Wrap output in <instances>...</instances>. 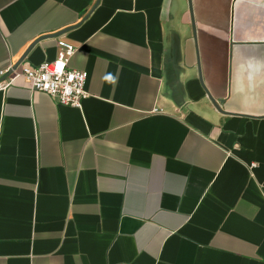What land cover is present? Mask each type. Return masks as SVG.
<instances>
[{
	"label": "crops",
	"instance_id": "1",
	"mask_svg": "<svg viewBox=\"0 0 264 264\" xmlns=\"http://www.w3.org/2000/svg\"><path fill=\"white\" fill-rule=\"evenodd\" d=\"M192 11L0 0V71L82 22L16 68L88 72L81 107L0 88V264H264V0Z\"/></svg>",
	"mask_w": 264,
	"mask_h": 264
},
{
	"label": "built area",
	"instance_id": "2",
	"mask_svg": "<svg viewBox=\"0 0 264 264\" xmlns=\"http://www.w3.org/2000/svg\"><path fill=\"white\" fill-rule=\"evenodd\" d=\"M77 49L78 47L65 40H58L59 53L55 60L36 67L24 66L21 69L11 65L0 71L1 77L9 78V83L1 82L0 88L14 83L17 78H24L33 92L47 93L63 105L81 107L87 97L88 72L69 67V61Z\"/></svg>",
	"mask_w": 264,
	"mask_h": 264
},
{
	"label": "water",
	"instance_id": "3",
	"mask_svg": "<svg viewBox=\"0 0 264 264\" xmlns=\"http://www.w3.org/2000/svg\"><path fill=\"white\" fill-rule=\"evenodd\" d=\"M98 4H96L92 10L83 18L82 22L95 10L96 6ZM189 9H190V12H191V16H192V26H193V30H194V34H195V25H194V19H193V11H192V0H189ZM82 22H80L79 24L75 25V26H71V27H68V28H65L64 30H61L59 32H56L54 34H47V35H43V36H40L39 38H37L34 42H32V44L28 47V49L25 51V53L21 56L20 60L18 61V63L16 64V67L19 66V64H21L23 62V60L26 58L27 54L29 52H31V50L39 43L41 42L42 40L44 39H48V38H53V37H58L62 34H65L67 32H69L70 30L74 29L75 27L79 26ZM15 67V68H16ZM198 70H199V79L201 81V83L204 85V82H203V76H202V69H201V66H200V63H198ZM206 92H207V95H208V98L210 99L211 103L213 104V106L220 112H223L221 110V104L223 103L222 101H218L216 100L212 95L211 93L207 90L206 88Z\"/></svg>",
	"mask_w": 264,
	"mask_h": 264
}]
</instances>
